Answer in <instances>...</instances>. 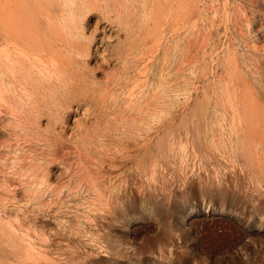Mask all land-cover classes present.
Wrapping results in <instances>:
<instances>
[{
	"label": "rangeland",
	"instance_id": "rangeland-1",
	"mask_svg": "<svg viewBox=\"0 0 264 264\" xmlns=\"http://www.w3.org/2000/svg\"><path fill=\"white\" fill-rule=\"evenodd\" d=\"M0 27V264H264V0H0Z\"/></svg>",
	"mask_w": 264,
	"mask_h": 264
},
{
	"label": "bare ground",
	"instance_id": "bare-ground-1",
	"mask_svg": "<svg viewBox=\"0 0 264 264\" xmlns=\"http://www.w3.org/2000/svg\"><path fill=\"white\" fill-rule=\"evenodd\" d=\"M68 3H69V2H68ZM70 3H72V2H70ZM63 4H64V3H63ZM63 4H62V5H63ZM65 4H66V3H65ZM76 4H77V3H76ZM82 4H83V3H82ZM82 4H81V5H82ZM87 4H88V3H87ZM91 4H92V3H91ZM19 5H20V4H19ZM31 5H32V4H28V10L30 9ZM66 5H67V4H66ZM60 7H61V6H60ZM33 8H35V7H33ZM66 8H67V7H66ZM83 8H84V7H83ZM74 9H75V8H74ZM2 10H3V8H2ZM65 11H66V9H65ZM71 11H74V10H71ZM71 11H70V12H71ZM35 12H37V10H35ZM45 12H46V11H45ZM50 12H51V11H50ZM57 12H58V10H57ZM59 12H60V11H59ZM62 12H63V11H62ZM66 13H67V11H66ZM71 13H73V12H71ZM71 13H70V14H71ZM45 14H46V13H45ZM47 14H48V13H47ZM52 14H53V13H52ZM55 14H56V13H55ZM79 14H80V13H79ZM49 15H50V14H49ZM40 16H41V15H40ZM42 16H43V15H42ZM54 16H55V15H54ZM54 16H53V17H54ZM62 16H63V14H62ZM64 16H65V15H64ZM69 16H70V15H69ZM81 16H82V15H81ZM53 17H52V18H53ZM72 17H73V16H72ZM72 17H70V20H71ZM54 18H55V17H54ZM65 18H69V17L67 16V14H66V17H65ZM70 20H69V21H70ZM76 20H77V19H76ZM60 21H61V20H60ZM63 21H64V20H63ZM71 21H72V20H71ZM56 22H58V21H56ZM74 22H75V21H74ZM60 23H61V22H60ZM61 24H62V23H61ZM69 24H70V23H69ZM69 24H68V25H69ZM19 25H21V24L19 23ZM45 25H46V24H45ZM63 25H64V24H63ZM68 25H67V26H68ZM75 26H76V25H75ZM52 27L54 28V26H52ZM52 27H51V28H52ZM64 27H65V25H64ZM64 27H63V28H64ZM73 27H74V26H73ZM73 27H72V28H73ZM77 27H78V26H77ZM77 27H76V28H77ZM0 28H1V27H0ZM48 28H49V27H48ZM78 28H79V27H78ZM14 30H15V29H14ZM32 30H33V29H32ZM67 30H68V29H67ZM72 30H73V29H72ZM51 31H52V30H51ZM70 31H71V30H69L68 32H70ZM76 31H77V30H76ZM0 32H1V31H0ZM46 32H47V31H46ZM44 33H45V31H44ZM51 33H53V31H52ZM57 33H58V32H56V34H57ZM9 34H10V35H9V37H10L9 40H11V41L13 40V41H12L13 43H16V44H18V45H20V46H21V45H25L26 50H29V49H30L31 52H35L34 50L32 51V49H31V47H32V43H31L30 40L27 38V37H28L27 35H26L27 40H25V39H22V38H21V37L15 32V31H13V30H12V32H10ZM33 34H34V33H33ZM45 34H46V33H45ZM45 34H44V35H45ZM48 34H49V33H47L46 35L48 36ZM53 34H55V33H53ZM53 34H52V36H53ZM71 34H72V32H71ZM74 34H75V33H74ZM0 35L2 36L1 33H0ZM35 35H36V34H35ZM35 35H34V36H35ZM46 35H45V36H46ZM49 35H50V34H49ZM57 35H58V34H57ZM4 36H5V35H4ZM47 36H46V37H47ZM48 37L50 38L51 36H48ZM55 37H56V36H55ZM55 37H54L53 39H55ZM58 37H59V36H58ZM58 37H57V38H58ZM61 37H62V36H61ZM61 37H60V39H61ZM63 37H64V36H63ZM81 37H82V36H81ZM1 38H2V37H0V39H1ZM29 38H30V37H29ZM42 38H43V37H42ZM57 38H56L55 40H57ZM73 38H74V37H73ZM30 39H32V38H30ZM34 39H35V38H34ZM53 39H52V37H51V40H53ZM32 40H33V39H32ZM64 40H65V39H64ZM68 40H70V39H68ZM35 41H36V39H35ZM37 41H38V39H37ZM42 41H43V40H42ZM59 41H61V40H58V42H59ZM26 42L28 43V45L26 44ZM54 42H55V41H54ZM63 42H65V41H63ZM71 42H72V40H71ZM71 42H69L70 45H71ZM41 43H42V42H41ZM41 43H39V44H41ZM73 43H74V42H73ZM73 43H72V44H73ZM79 44H80V43H79ZM7 45H8V44H7ZM42 45L45 46L44 43H43ZM51 45H52V44H51ZM53 45H54V44H53ZM62 45H64V43H63ZM62 45H59V44L57 43V46H58V47H59V46H62ZM66 45H68V42L66 43ZM70 45H69V47H70ZM82 45H83V44H82ZM4 46H5V45H4ZM35 46H36V45H35V43H34V46H33V47L35 48ZM43 46H42V47H43ZM83 46H84V45H83ZM85 46H86V45H85ZM7 47H8V46H7ZM10 47H11V46H10ZM33 47H32V48H33ZM37 47H39V46H37ZM51 47H53V46H51ZM71 47H72V46H71ZM71 47H70V50H72L73 48H75V47H73V48H71ZM8 48H9V47H8ZM8 48H7V49H8ZM17 48H18V47H17ZM22 48H23V47H22ZM39 48H40V47H39ZM43 48L45 49V47H43ZM54 48H56V47H54ZM54 48H53V49H54ZM63 48H64V47H63ZM83 48H85V47H83ZM15 49H16V47L14 48V50H15ZM19 49H20V48H19ZM48 49H49V48H48ZM64 49H65V48H64ZM37 50H38V49H37ZM45 50H46V49H45ZM67 50H69V48H68ZM74 50H76V49H74ZM12 51H13V49H12ZM21 51H23V50H21ZM40 51H41V49H40ZM49 51H50V50H49ZM58 51H59V50H58ZM60 51H61V50H60ZM84 51H85V50H84ZM14 52H17V49H16V51H14ZM18 52H19V51H18ZM29 52H30V51H29ZM31 52H30V53H31ZM42 52H43V51H42ZM4 53H5V52H4ZM4 53H2V54H4ZM21 53H22V52H20V54H21ZM40 53H41V52L38 51L37 54H40ZM45 53H47V52H45ZM71 53H72V52H71ZM73 53H74V52H73ZM5 54H6V53H5ZM13 54H14V53H13ZM48 54H49V53H48ZM53 54H54V53H53ZM58 54H59V53H58ZM9 55H10V53H9ZM14 55H15V54H14ZM14 55H13V56H14ZM16 55H17V54H16ZM16 55H15V57L17 58ZM27 55H28V51H27ZM43 55H46V56H47V54H44V52H43ZM49 55H50V54H49ZM4 56H5V55H4ZM7 56H8V55H7ZM7 56H6V57H7ZM18 56H19V55H18ZM20 56H22V55H20ZM39 56H41V55H39ZM56 56H57V55H56ZM69 56H71V55H69ZM0 57H1V55H0ZM28 57L30 58L31 55H29ZM37 57H38V56H37ZM53 57H54V56H53ZM58 57H59V56H58ZM67 57H68V56H67ZM74 57H75V56H74ZM76 57H78V56H76ZM79 57H80V56H79ZM7 58L9 59V57H7ZM11 58H12V57H11ZM38 58H39V57H38ZM47 58H48V56H47ZM54 58H55V57H54ZM54 58H53V59H54ZM69 58H71V57H69ZM13 59H14V58H13ZM19 59H20V58H19ZM51 59H52V57H51ZM16 60H18V59H16ZM44 60H45V59H44ZM71 60H72V58H71ZM10 61H12V60H10ZM37 61H39V60H37ZM54 61H55V60H54ZM72 61H73V60H72ZM5 62H9V61H6V60H5ZM20 62H21V61H20ZM26 62H27V61H26ZM29 62L31 63V61H29ZM32 62H33V61H32ZM47 62H48V61H47ZM57 62H58V60H56V63H57ZM37 63H38V62H37ZM43 63H44V62H43ZM2 64H3V63H2ZM4 64H5V63H4ZM20 64H21V63H20ZM35 64H36V63H35ZM44 64H45V63H44ZM50 64H51V63H50ZM22 65H23V64H22ZM24 65L26 66V64H24ZM36 65H37V64H36ZM38 65H40V63H39ZM46 65H47V64H46ZM56 65H57V64H56ZM56 65H55V66H56ZM68 65H69V64H68ZM18 66L20 67V65H18ZM25 66H24V67H25ZM41 66H42V64H41ZM58 66H59L58 69H60V67H62L61 64L58 65ZM58 66H57V67H58ZM64 66H65V65H64ZM5 67L7 68V65H6ZM13 67H14V66H13ZM44 67L46 68V66H44ZM47 67H49V66H47ZM65 67H66V66H65ZM65 67H64V68H65ZM10 68H11V66H10ZM10 68H8V69L10 70ZM27 68H29V67H27ZM30 68H31V67H30ZM33 68H35V67H33ZM38 68H39V67H38ZM64 68H61V70L64 69ZM39 69H40V68H39ZM49 69H50V68H49ZM66 69H67V68H66ZM13 70H15V69L13 68ZM40 70H41V69H40ZM56 70H57V69H56ZM10 71H11V70H10ZM42 71H43V70H42ZM20 72H21V71H20ZM22 72H23V71H22ZM28 72H29V71H28ZM36 72H37V71H36ZM39 72H40V71H39ZM46 72H48V71H46ZM58 72H59V71H58ZM12 73L14 74V72H12ZM49 73H50V72H49ZM2 74H3V73H2ZM37 74H38V73H37ZM56 74H57V73H56ZM15 75H16V74H15ZM18 75H19V74H18ZM28 75H29V74H28ZM39 75H40V74H39ZM20 76H21V74H20ZM20 76H19V77H20ZM22 76H24V75H22ZM31 76H32V75H31ZM40 76H41V75H40ZM42 76H43V75H42ZM45 76H46V75H45ZM61 76H62V75H61ZM63 76H64V75H63ZM32 77H33V76H32ZM2 78H3V77H2ZM51 78H52V77H51ZM20 79H21V78H20ZM23 79H25V78H23ZM34 79H35V78H34ZM16 81H17V80H16ZM44 81H45V80H44ZM57 81H58V80H57ZM34 82H35V81H34ZM47 82H48V81H47ZM47 82H46V83H47ZM63 82H64V81H63ZM17 83H18V82H17ZM65 83H66V82H65ZM68 83H69V82H68ZM48 84H49V83H48ZM51 84H52V83H51ZM59 84H60V83H59ZM28 85H29V84H28ZM62 85H63V84H62ZM42 86H43V85H42ZM53 86H54V84H53ZM37 87H38V86H37ZM47 87H48V86H47ZM223 87H224V86H223ZM29 89H31V88H29ZM36 90H37V89H36ZM225 90H226V89H225ZM24 91H25V90H24ZM31 91H32V90H31ZM61 92H62V91H61ZM50 93H51V92H50ZM50 93H49V94H50ZM38 95H40V94H38ZM55 95H56V93H55ZM31 96H32V95H31ZM40 96H41V95H40ZM50 96H51V95H50ZM69 96H70V95H69ZM38 97H39V96H38ZM55 97H56V96H55ZM30 98H31V97H30ZM58 98H59V97H58ZM26 99H27V98H26ZM44 100H45V99H44ZM48 100H49V99H48ZM54 100H55V99H54ZM54 100H53V101H54ZM27 101H28V100H27ZM56 101H57V99H56ZM22 102H23V101H22ZM25 102H26V101H25ZM34 102H35V101H34ZM30 103H31V102H30ZM32 103H33V102H32ZM46 103H47V102H46ZM36 105H37V104H36ZM36 105H35V106H36ZM42 105H43V104H42ZM60 105H61V102H60ZM37 106H38V105H37ZM51 106H52V103H51ZM22 107H23V106H22ZM217 107H218V106H217ZM44 108H45V106H44ZM232 108H233V107H232ZM38 109H39V108H38ZM56 110H57V109H56ZM34 114H35V113H34ZM152 114H153V113H152ZM234 114H235V113H234ZM231 123H232V122H231ZM213 131H214V130H213ZM241 134H242V133H241ZM232 136H233V135H232ZM207 141H208V140H207ZM212 141H213V140H212ZM241 145H242V144H241ZM221 148H222V147H221ZM242 150H243V149H242ZM228 153H229V152H228ZM234 156H235V155H234ZM245 158H246V157H245ZM248 159H249V158H248ZM228 160H229V159H228ZM232 161H233V160H232ZM22 236H24V234H23ZM18 238H19V237H18ZM21 238H22V237H21ZM23 239H26V238H23ZM27 239H28V238H27ZM27 242H28V241H27ZM30 248H31V247H30ZM31 249H32V248H31ZM27 254H28V253H27ZM30 254H32V253H30ZM30 254H29V255H30ZM30 256H31V255H30ZM31 257H32V256H31ZM32 259H33V258H32ZM33 260H34V259H33ZM37 262H39V261H37Z\"/></svg>",
	"mask_w": 264,
	"mask_h": 264
}]
</instances>
